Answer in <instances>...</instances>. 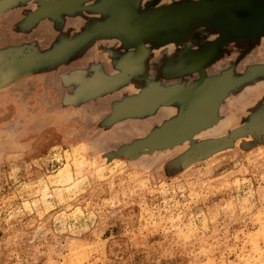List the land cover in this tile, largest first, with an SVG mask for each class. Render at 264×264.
<instances>
[{
  "label": "rangeland",
  "instance_id": "374dc122",
  "mask_svg": "<svg viewBox=\"0 0 264 264\" xmlns=\"http://www.w3.org/2000/svg\"><path fill=\"white\" fill-rule=\"evenodd\" d=\"M48 1L0 0V264H264V30L227 32L218 13L180 36L158 31L140 41L136 73L99 86L138 51L113 25L121 16L228 0H81L37 14ZM237 4L247 17L264 0ZM187 54L202 67L172 74ZM201 74L226 81L212 122L153 144L185 101L125 106Z\"/></svg>",
  "mask_w": 264,
  "mask_h": 264
},
{
  "label": "water",
  "instance_id": "95a60500",
  "mask_svg": "<svg viewBox=\"0 0 264 264\" xmlns=\"http://www.w3.org/2000/svg\"><path fill=\"white\" fill-rule=\"evenodd\" d=\"M79 1L81 0H50L42 5L37 14L55 16L60 12L74 9ZM238 1L240 0L209 3L196 1L141 15H128L126 20H123L121 16V19L113 25L138 47V51L124 57L122 70L118 75L105 80L97 79L94 83L99 86L104 84L113 85L123 80L127 74L136 73L140 41L158 31L176 30L178 36H180L191 23L202 21L218 13L224 14L229 20V24L224 26L225 31L228 30L227 32L246 36L264 30V6L252 9L247 17H238L234 12L235 8L240 6L237 4ZM132 25H135L138 29H136V34H132L128 30ZM202 63L203 55H188L174 68L172 74L196 68L200 69ZM129 65L131 69L127 70ZM226 90V81L222 77L206 78L204 74H201L198 81L187 85L144 88L127 105V108L125 106V109L129 112L140 113L151 110L160 104L165 105L172 99L185 101L186 106L177 118L154 133L150 140L153 144L170 146L184 140L195 130L208 126L213 120L218 101L225 95ZM207 95H209L208 102H201V97Z\"/></svg>",
  "mask_w": 264,
  "mask_h": 264
},
{
  "label": "bare ground",
  "instance_id": "6f19581e",
  "mask_svg": "<svg viewBox=\"0 0 264 264\" xmlns=\"http://www.w3.org/2000/svg\"><path fill=\"white\" fill-rule=\"evenodd\" d=\"M136 29H137V27H135ZM138 30V29H137ZM137 30H133V31H131L130 33H132V34H136V32H137Z\"/></svg>",
  "mask_w": 264,
  "mask_h": 264
}]
</instances>
